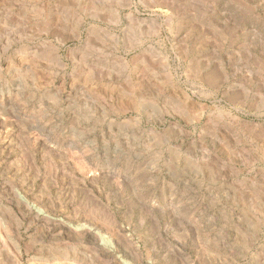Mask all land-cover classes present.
<instances>
[{"label":"rangeland","instance_id":"rangeland-1","mask_svg":"<svg viewBox=\"0 0 264 264\" xmlns=\"http://www.w3.org/2000/svg\"><path fill=\"white\" fill-rule=\"evenodd\" d=\"M129 262L264 264V0H0V264Z\"/></svg>","mask_w":264,"mask_h":264},{"label":"bare ground","instance_id":"bare-ground-1","mask_svg":"<svg viewBox=\"0 0 264 264\" xmlns=\"http://www.w3.org/2000/svg\"><path fill=\"white\" fill-rule=\"evenodd\" d=\"M78 228L79 229H83L84 227L83 226H78ZM84 229H86L87 230V232H94L92 229H90V228H84ZM100 244L102 245V246H104V247H107L108 249H111L112 248V243H111V241L110 240H108L106 237H103V236H101L100 237ZM130 253V252H129ZM125 264H130V262L129 263H125Z\"/></svg>","mask_w":264,"mask_h":264}]
</instances>
